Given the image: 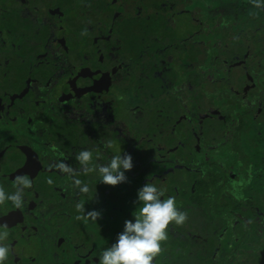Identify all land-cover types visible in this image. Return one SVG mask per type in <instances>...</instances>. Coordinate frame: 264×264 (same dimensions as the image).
Here are the masks:
<instances>
[{
	"label": "trees",
	"instance_id": "obj_1",
	"mask_svg": "<svg viewBox=\"0 0 264 264\" xmlns=\"http://www.w3.org/2000/svg\"><path fill=\"white\" fill-rule=\"evenodd\" d=\"M3 2L6 0H1L0 5ZM136 2L132 10L122 8L127 11L112 20L116 24L114 31L106 34L95 33L92 27L96 18L86 14L87 3L79 8L76 0H61L45 17L39 13L32 16V11L21 5L20 9L15 7L1 14L0 33L12 39L5 43L11 44L18 59L13 62L10 55L4 57L5 81L0 92L12 95V90L17 92L32 84L30 78H35L37 83L34 96L29 93L20 96V108L14 107L12 117L17 121L23 110L29 113L35 120L32 125L41 142L35 151L28 137L19 140L22 159L8 173L13 177V173L18 174L14 170L20 166L21 174L17 178L34 180L31 188L23 192V200L31 204L24 202L21 208H16L12 202L5 201L8 209L3 211L10 215L23 211L26 217L29 213L31 230L42 232L46 227L47 237L36 240V245L45 248V252L41 251L35 260L24 257L21 264H97V257L122 232L124 221L133 219V212L139 208L135 203L137 189L146 181L164 191L162 199L171 196L176 203L182 202L178 209L186 213L187 219L174 229L172 240L175 250H184L177 264L204 262L201 236L208 237L212 244L211 260L204 264H227L228 261L240 264L236 261L239 252L243 255L241 258L250 257L253 264H264V256L260 255L258 260L247 255L250 253L247 250L235 248L218 255L225 238L238 241L241 235V244L249 247L253 242L258 241L257 246L264 243V194L256 202L237 197L230 183L235 178L230 175L231 171L226 173L222 164L217 166L219 160L211 161L213 170L207 165L210 155L218 157L216 145H222L221 140L230 136L227 123L232 119L227 113L218 116L216 98L208 92L221 87L224 97L232 100L233 95L228 91L234 88L239 96L247 98L249 78L259 74L264 80L263 41L242 37L232 42L238 28L248 25L253 14L247 12L248 4H232L231 11L236 14L231 19L236 23L242 21L232 31L231 26L225 29V21L220 16L214 19L210 15H196L193 19L192 15H185L186 22L199 28H188L183 33L168 16L166 21L160 17L171 8L166 0ZM3 7L8 9L6 5ZM99 11L101 18L113 16L112 10L105 8L106 16L102 9ZM63 25L66 37L60 33ZM77 28L83 32L87 28L88 32L81 33ZM225 44L229 45V51ZM61 45L63 54L56 52ZM70 79L88 83L91 88L89 91L73 89L71 97L62 99ZM41 86H44L42 91ZM180 86L184 87L181 98L175 94ZM25 131L28 134L30 130ZM232 136L236 137L235 146L241 151L243 162L248 163L249 156L240 147L238 133ZM109 142L112 148L107 147ZM83 150L93 154L90 168L106 164L113 155L131 154L134 167L126 175L128 183L133 182V188L128 183L110 186L99 182L98 172L86 171L76 160ZM157 155L167 161L159 163L155 159ZM61 160L71 166L72 173H63L57 168ZM254 172L246 164L241 170L244 190L255 182ZM8 179L3 190L11 195L15 192L16 180ZM68 179L73 186L79 179L89 187V192L81 193L77 186L64 190ZM165 180L166 184L161 185ZM222 191H225L222 199L215 198L214 194ZM53 204L62 213L52 210ZM78 204L83 205V210H77ZM92 210L101 213L97 221L86 215ZM69 212L75 217L62 226ZM222 213H230V217L227 215L229 218L222 220ZM78 216L81 218L77 219ZM112 216L116 217L115 221ZM73 222H76L72 230L75 235H69L67 228ZM95 224L99 227L92 231L90 226ZM182 226L186 230H181ZM81 234L91 237L82 241ZM97 237L100 238L97 240ZM169 245L168 240L162 242L161 250ZM61 246H64L62 260L51 253Z\"/></svg>",
	"mask_w": 264,
	"mask_h": 264
},
{
	"label": "flooded vegetation",
	"instance_id": "obj_2",
	"mask_svg": "<svg viewBox=\"0 0 264 264\" xmlns=\"http://www.w3.org/2000/svg\"><path fill=\"white\" fill-rule=\"evenodd\" d=\"M15 1H16V4H15ZM41 1H44V0H41ZM6 2H7L8 9L10 11H13L14 9H16L15 7L19 8V6L21 5V8H22V6L24 8H29L32 11V16H34V17L36 16V14L39 13V12H37L38 10H37L36 6H34V7L32 6L31 0H6ZM52 2H54V1H52ZM52 2L49 4L50 6H49L48 10H46V12H44L42 14L39 13L40 16L43 15V17H45L44 15L50 10V8L51 7L55 8V5H59L61 0L56 1L54 3H52ZM76 2H77L76 4L79 6V8L82 5L83 6L86 5V7H87L86 14L90 15V16H94L96 18V20L93 21L95 26H93L92 29L95 30V33H97V34H101V33H105L106 34L109 31H114V28H115L116 24L113 23L112 20L117 15L123 14L124 12L127 11V10L126 11H122V8L125 7V8H128L129 10H132L133 6L135 4L136 5L138 4L136 2V0H84V1L83 0H76ZM166 2L171 5V8L168 9V10H165L164 12H162V15L160 17H162V19L164 18V20L166 21L165 17L168 16L169 17L168 18L169 21H172V23L174 24V26L176 25V27H179V25H180L179 21L184 19V16H185L184 12L192 11L193 13H195V14H192L193 19H195V16H196L197 12H194L193 10H196L197 7H200V9L206 10V11L209 12L208 14H204V15H201V16L210 15V16L213 17V16H216L215 10L219 11L220 12L219 16L222 17V20H224L225 23H226V24H224V25L222 24V25L225 27V29L227 28V26H231L230 27L231 31L234 30L235 28H237V25L238 26H240L239 24L242 25V21L240 23H236L235 21H233L231 19V17L236 14V13H232V11H231V10H233L232 4H234V3L236 4L237 3V4H240L242 6L248 4L249 8H247V10H248L247 12H250L253 15L250 16V22H249L248 25H246V26L242 25V27L238 28V30L236 31L235 39H233L232 42H236L237 40H239L240 38L243 37V38L254 39L255 42L257 41L256 39H258L261 42L263 41L261 44H264V39H263L264 38V30H262L260 28V25H259L260 22H261V19L259 18L261 13H259V11H262V10L254 8L252 6V4L250 3V0H246V1L245 0H241V1H236V0H205V2H204V0H166ZM83 3H87V4L84 5ZM217 3H221V4L217 5ZM11 4H13L14 6H12ZM139 7H141L140 4H139ZM105 8L107 10H112V15L113 16L111 15L112 16L111 18H101L98 15L100 13L99 10L102 9V13L104 14V16H106L107 13L105 11ZM113 8H114V10H113ZM115 8L116 9L118 8V12L117 13H115V11H116ZM244 10H246V8H244L243 11ZM230 12H231V14H230ZM0 13L3 14L4 10L2 11L0 9ZM74 14H73V16H74ZM260 17H262L264 19V14H262V16H260ZM79 18L74 19V20H78ZM74 20H72V22H74ZM235 20L239 21L238 18H235ZM90 22H92V20H90ZM211 28H212V26H211ZM211 28H210V30H211ZM247 28H250V29L247 30ZM77 30L79 32H81V33L88 32L87 28L83 29L84 32L81 31L82 30L81 28H77ZM241 30H243V31L241 32ZM60 33H61L62 36L66 37L65 30H64V25L60 29ZM25 35H27V34L25 33ZM21 39L22 38H20L19 42H21ZM10 40L12 41V39L9 36H6V35L4 36V35H2L0 33V87H1V84L4 83V57L7 56V55H10V58L13 59V62L16 59H18V58H16L18 56L17 52H15V50L12 48L11 44L6 45V43H5V42L9 43ZM67 40L69 42L68 45H71V41L69 39H67ZM2 42H4L5 45H3ZM251 42H248V44H250ZM225 47H228V49H226V51H229V48H230L229 45L225 44ZM56 52L59 53V54H63L64 53V46L61 45L59 48H56ZM255 60L257 61V59H255ZM259 76L260 75L258 74L254 78H251V77L249 78L250 79V82H249L250 85L246 88V90L250 94H249V96L247 98L256 97L257 99H260V100L264 101V80L260 79ZM30 80H32V84L29 83L27 88H20L17 92L12 90V92H11L12 95H10V94L7 95V93L5 95H3V93L0 92V110H2V111L4 110L3 113H0V117L3 114H8V116L10 115V117L9 118L5 117V119L8 120V119L11 118V119H13V121L15 123L18 122L19 119L17 121H15V119L12 117L13 116L12 114L15 112L14 111V107H16L17 109L20 108L19 106H20V103L22 101V98L20 96L23 93H25V94L29 93L30 96H32V95L34 96V94L36 93L37 83L35 81V78H33V79L30 78ZM73 82L77 83L78 86H70V83H73ZM66 83H67L66 84V87H67L66 89L71 91V92H72L73 89H78L80 91H89L90 88H91V86L88 83H85L83 81L70 79ZM82 86L86 87L87 89L89 88V89L88 90L82 89L81 88ZM43 88H44V86H41L40 90L42 91ZM256 89H258V91L260 92L259 96H257L256 93H254V90H256ZM0 90H1V88H0ZM247 98H242L241 96H239V98L237 100H235V101L234 100H228L227 98H226V100H227L228 104L230 105V107L235 111L234 114L227 112V115L229 114L231 116L232 119L230 121L232 122V124H234L235 122L238 123L237 131H235V134L238 133V138L237 139L240 142V147L249 156V157L246 158V161L247 160L249 161V160H253L255 154L258 157L260 156L261 153L264 155V109H262V108L255 109V111H254L255 119L252 117L253 118V122L250 121L248 123V128H250V129L256 128L260 132V136L259 137L256 136V138L259 140V145H258L259 147H258L256 153L252 155L249 152V150L245 148V146L243 145V141H242V135H243V132H244V130L246 128V120H247V117H248V110H242V108L244 106V102L242 100L243 99H247ZM33 104H34V102H33ZM22 116L23 117L24 116L27 117V119L25 120L26 123L22 124V125H27V126L23 127L18 122L16 126H20V131H21L20 133H22V131H24L27 134V132L25 130H30L31 132L29 131V133H28L29 135L27 137H29L30 135H36L35 132H34L35 131V127H34V125H32L35 120L32 118L31 115H29V113H26L24 110L22 111V114H21V116L19 118H21ZM229 135L230 136H228L225 139L232 138V140L234 142V149L240 154V159H241L242 164L243 163L245 164L246 162H243V160H242L243 158H242L241 151H239L236 148V146H235L234 139H236V137L232 136L231 132H229ZM25 137L26 136H21L20 139H15V140H13L11 142H6L5 143L6 147H0V166H1L2 161L5 158H7L8 155H10L11 157H15L16 159H18V157H20V160L22 159V157H21L22 153L20 151L21 147L18 144V142H19V140L21 141ZM29 143H30V145H33L32 144V140H30V139H29ZM222 145H224V143H222ZM222 145H219L218 149H220ZM34 148H35V146H34ZM210 156H209V159H208V160H210V162L207 165H208V168L210 170H213V164L211 163V161L217 160V158L221 157V156L218 155L217 158H215L214 156H213L214 158L210 157ZM236 162L237 161H235L234 163L229 162V164L227 165V167L229 166L230 169H231V172L233 173L232 176L235 177V178H233L234 181H232V185L234 187L233 188V192H234V194L237 197H241L243 199L244 198H249L248 202H250L252 200H254L256 202V200L259 199V197L263 196V194H264V188L261 187L263 185L262 184V180L264 179V174H263L264 173V164L263 163H257L256 166L253 167L255 169V172H254L255 183L252 184L253 187L251 186L247 190H244L243 186L241 185L243 180H241L240 177L238 176L240 174L241 170H243V168H241L239 174H238V172H235L233 170L234 169L233 164H235ZM225 163H226V161L224 160V157H222V159H221V161L219 163V164L223 165L222 169H224ZM262 167H263V172H261L262 174L260 173L259 175H257V173L262 169ZM3 171L4 170L0 169V186H2V188L4 189V187H5L4 183H8L9 182V179H8L9 174L7 172H3ZM227 171H229V169ZM230 175H231V173H230ZM236 179H238L240 181V184H239L238 188L236 186V183H237ZM255 191L257 193H259V195L257 193H255ZM240 193H241V195H239ZM252 193H254V194H252ZM244 201H246V200H244ZM246 203H247V201H246ZM3 209H4V207L0 206V220L5 218V220L8 221V222L15 221L16 219L21 221V218H23L22 215L25 216V213L23 211L17 212V213L14 212V214L10 215L8 212L7 213L4 212ZM29 221H30V218H29ZM260 233H261V231H260ZM240 238H242L241 235H240ZM240 238H239V241H242V240H240ZM243 238H244V236H243ZM262 244L264 245V243H262ZM240 245H241V243H240ZM34 246H36V245H34ZM63 248H64V246H61V248L59 250L62 252ZM38 249H40V247H38ZM246 252H249V251H246ZM19 260L20 259H19L18 256H14L13 259L9 258L7 260V262H5V264H19V262H18ZM66 261H67V257H66ZM93 261H96V260L93 259ZM170 262L171 261H167V264H169Z\"/></svg>",
	"mask_w": 264,
	"mask_h": 264
},
{
	"label": "rangeland",
	"instance_id": "obj_3",
	"mask_svg": "<svg viewBox=\"0 0 264 264\" xmlns=\"http://www.w3.org/2000/svg\"><path fill=\"white\" fill-rule=\"evenodd\" d=\"M52 1L56 2V1H59V0H44V1H41V0H34L33 1V0H31L32 6L33 7L36 6V8L38 10L37 12H39L41 14L46 12V10H48V8L50 6L49 4ZM236 1H241V0H236ZM0 2H1V0H0ZM54 2H52V3H54ZM204 2H205V0H204ZM15 4H16V1H15ZM220 4L221 3H217V5H220ZM3 5L7 6V2H3ZM3 5H0V9L2 11L4 10V12H9L10 10L9 9L5 10ZM11 5L14 6L13 4H11ZM113 10H114V8H113ZM115 10H116L115 13H117L118 12V8L117 9L115 8ZM193 11L197 12L196 15H204V14H208L209 13L206 10L200 9V7H197V9L193 10ZM215 12H216V16H213L214 19L219 17V14H220L219 11L215 10ZM259 13H261L260 16H262V14H264V10L259 11ZM184 14L185 15H189V16L192 15L190 12H188V13L184 12ZM259 18L261 19V22L259 24L260 28L262 30H264V19L262 17H259ZM0 21H3V17L1 15V13H0ZM179 23H180L179 30L181 32H183V33H186L188 31V28L189 29L192 28V27L195 28V29L199 28V26H197V24H196V26H193L190 23L186 22L185 19H182L181 21H179ZM248 29H250V28H247V30ZM242 31L243 30H241V32ZM224 71H226L225 68H224ZM182 89H184V87L180 86L177 89L176 93H175L180 98L183 96L182 93H181ZM220 89H221V87H218L217 89L210 90L208 92L209 95H213L216 98V106L219 107V112H220L218 114V116H221V115H223L224 113H227V112L234 114L235 111L228 104V102L226 100V97H224L225 92L221 91ZM66 90L67 89H64V91L61 94V98L62 99H67V98L72 96V92L69 91V90H67V91ZM228 93L233 95V99L232 100H234V101L239 98V93L236 90H234V88H232V90L229 89ZM254 93H256L257 96L260 95V92L258 91V89L254 90ZM242 101L244 102V106H243L242 110H248V117H247V120H246V128H245V130L243 132V135H242V141H243V145L245 146V148L248 149L249 152L253 155V154L256 153V151H257V149L259 147L258 146L259 145V140L256 138V136L259 137L260 136V132L256 128H252V129L248 128V123L250 121L253 122V118L255 119V117H254L255 116V114H254L255 109H259V108L264 109V101H262L260 99H257L256 97H249L247 99H243ZM187 103L188 102H186V104ZM3 112H4V110L3 111L0 110V113H3ZM26 119H27L26 116H24V117L22 116L21 118H19V120H18L19 124L20 125L25 124L26 123L25 122ZM17 123H15L13 121V119H11V118L7 120V119H5L2 116L0 117V147H6V144H5L6 142H11V141H13L15 139H20L21 136H26L27 137L29 135V134H26L24 131L21 134L20 133L21 132L20 131V126H16ZM22 126L26 127L27 125H22ZM227 126H228L227 127V131L231 132L232 135H233L235 133V131H237L238 123L235 122L234 124H232V122L230 121V122H228ZM28 139L32 140V144L35 146V151H36L37 147L39 146L38 144L41 142L40 139L36 135H30L28 137ZM221 141L224 143V145H222L220 149H217L218 155L221 156L220 158L218 157L217 160H219V162H220L222 157H224V160L226 161V163L224 165V169L223 170L226 171V173L228 172L227 171L228 169H229V171H231L230 167L229 166L227 167L229 162L234 163L235 161H237L235 164H233V166H234L233 170L235 172H238V174H239L241 168H243L245 164L248 165L250 163L249 165H252V167H255L257 163H263L264 164V155L262 153L260 154L259 157L255 154L253 160H249L248 163L242 164L241 159H240V154L234 149V142H233L232 138L224 139V140H221ZM216 146H219V143ZM174 157H175V155L173 154L172 158H174ZM155 159L159 163H163L164 161H167L166 158L164 156H162V155H157L155 157ZM19 161H20V157H18V159H16L15 157H11L10 155H8L7 158H5L2 161L0 169L4 170L3 172H7V173L11 174V172L9 170L13 169V166L17 165V163L19 164ZM33 162H35V161H33ZM216 165L220 167L219 163H217ZM20 170H21V167L18 166L17 170H14V171H16V172L18 171V174H21ZM261 172H263V167L257 173V175H259ZM13 174H14L13 177H11L12 175L8 176L10 178V181L12 179L13 180H17V175L18 174H15V173H13ZM232 174L233 173L231 172V175ZM238 176L240 177V174ZM156 179L160 180L161 178H160V176H156ZM236 180H237L236 186L238 188L239 184H240V181L238 179H236ZM33 183H35L34 180L31 181L32 185H33ZM230 183H231V186L233 187L232 180H230ZM4 184L7 185V183H4ZM160 184L161 185H165L166 184V180L161 182ZM262 184L264 185V179L262 180ZM132 185H133V182H129L128 183V187L129 188H133ZM263 185L261 186L262 188H264ZM0 187H2V186H0ZM75 188H76V186H73V184L71 183L70 179L66 180V182L64 184V190H67V189L73 190ZM93 189L96 190L95 188H93ZM13 191H16V189H13ZM255 193H257V192L255 191ZM224 194H225V191L216 192L214 194V196H215V198H219L221 200L222 196ZM252 194H254V193H252ZM257 194L259 195V193H257ZM239 195H241V193ZM24 202L27 203L28 205L31 204V202L29 200H26V199H25ZM176 204H177V207H179V206L182 205V202H177ZM6 205L7 204L5 202L3 204H0V206L4 207V211L8 209V206H6ZM47 205H50V202H47ZM53 206L52 205L50 206L52 210H54L56 213L57 212H61L62 213V209L61 208H59V211H56V210H58V206L56 204H53ZM137 206L139 207V205H137ZM42 207H47V206L44 205ZM227 215L230 217V213H222V214H220V217L224 218V219L221 218L222 220H225L226 218H229ZM28 216H29V213H28L27 217L22 215L23 218H21L20 223H17L16 221H10V222L5 223L6 222L5 218L0 220V231H6L8 233L7 238L5 240H3L2 243L5 244V245H8L10 247L9 258L13 259L14 256H18L19 257V259H20L18 261L19 264H21V261L23 260L24 257H32L34 259L35 257L38 256V254L41 251L45 252V248H44V250L41 249V248L38 249V246L36 245V240L38 238H41L42 240H46L47 236L45 234L47 232H44L46 227L42 228V230H43L42 232L40 230H36V231H33V229L31 230V226L28 223V221H29V217ZM65 216H66V213H63L62 217H65ZM73 217H75V215L73 213L69 212V214L66 217V219L62 222V226H63V224L65 222L69 221ZM115 218L116 217L112 216V220L115 221ZM44 221H45V224H48L46 222V219ZM25 223H26V225H25ZM75 223L76 222H73L72 224L68 225L67 233L69 235H75V234H73V231H72L75 228ZM97 227H99L98 224H95L94 227L90 226L92 231L93 230L96 231ZM176 227L177 226L173 225V224L169 225L168 230H167L168 231V236L170 237V238L168 237L169 239L167 238V240L170 242L169 248H166L165 250H161V252L153 260L152 264H159V263L160 264H167V261H171L172 263L176 262V264H177L178 260H180L182 258V254H183L184 250L183 249H179L177 251V250H175L173 248V245H172V240L174 238L173 237V231H174V229ZM184 227L185 226H182L181 230H186ZM243 227H244V225H242L241 230L244 232V228ZM58 228H60V227H58ZM54 229H57V227L54 226ZM80 229H83L82 231H83V233H85L84 232L85 231L84 227H81ZM256 229L258 231V228H256ZM69 231H70V233H69ZM39 232H41V233H39ZM90 237H91V235H87L86 236L84 234H81V236H80L82 241L86 240V239H88ZM201 237H202V244L200 245V247H201L200 251H201L202 254H204V262L202 263V264H204V263H206V261L208 259L211 260L212 244L207 239L208 237L206 239L203 236H201ZM201 237L198 236L199 242H200V238ZM98 238H100V237H97L96 239L98 240ZM48 239L51 240V238H48ZM240 240H243V239L240 238ZM262 240H264V238ZM82 241H80V242H82ZM166 241H164V242H166ZM257 242H253L254 244L252 243V245L249 247L248 244H241L240 245L241 241H239V240L237 241V239L234 240V239L225 238L222 241V247H220V249L218 251V255H221V253H224V252L232 251V250H234L236 248L239 251H241V250L249 251L250 253L247 252L248 253L247 255L251 254L253 257H255L256 259L259 260L260 255L264 256V245L261 244L260 246H257L256 245ZM34 245H36V246H34ZM51 253H54L56 257L60 256L61 260L63 259V257L61 255H63L64 253H62L60 250H55L54 251V249H52ZM78 254H79V252H78ZM80 254L83 255L82 252ZM241 256H243V255L240 254V252L237 253L236 261H240V264H253L252 259L250 257L247 258V257L244 256V258H241ZM227 264H233V262L232 261H228Z\"/></svg>",
	"mask_w": 264,
	"mask_h": 264
},
{
	"label": "clouds",
	"instance_id": "obj_4",
	"mask_svg": "<svg viewBox=\"0 0 264 264\" xmlns=\"http://www.w3.org/2000/svg\"><path fill=\"white\" fill-rule=\"evenodd\" d=\"M252 6L264 10V0H250ZM107 147L112 148L111 142ZM63 155V154H61ZM93 159L91 151L83 150L76 156V160L88 172L96 171L101 183L110 186L128 183V176L133 167V157L127 152L113 155L106 164L98 168L88 167ZM57 168L63 173H72L70 165L61 160ZM51 183V181H49ZM81 193L89 192L87 185H82L79 179L74 181ZM31 181L24 177L16 180V191L9 195L0 187V204L5 201L12 202L16 208L23 206V192L31 188ZM164 191L154 183L145 182L137 189L135 203L139 208L133 212V219L125 220L122 232L117 234L116 240L105 248L97 257V264H152L155 257L161 252V243L168 238L170 224L182 225L186 219V213L178 209L175 197L162 199ZM77 210H83V205L78 204ZM88 217L98 220L101 213L97 210L88 211ZM81 217H77L80 219ZM8 236L6 231H0V264H5L10 255V247L2 243Z\"/></svg>",
	"mask_w": 264,
	"mask_h": 264
},
{
	"label": "water",
	"instance_id": "obj_5",
	"mask_svg": "<svg viewBox=\"0 0 264 264\" xmlns=\"http://www.w3.org/2000/svg\"><path fill=\"white\" fill-rule=\"evenodd\" d=\"M70 86H78V84L73 82V83H70ZM81 88H82V89H85V90H88V89H89V88L87 89V88L84 87V86H82Z\"/></svg>",
	"mask_w": 264,
	"mask_h": 264
}]
</instances>
